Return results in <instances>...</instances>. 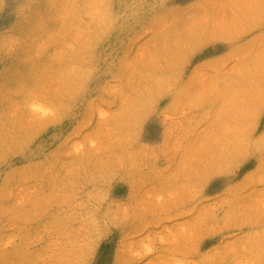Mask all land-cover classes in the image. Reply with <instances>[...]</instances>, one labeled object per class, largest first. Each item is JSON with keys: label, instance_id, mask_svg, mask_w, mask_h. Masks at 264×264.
Here are the masks:
<instances>
[{"label": "rangeland", "instance_id": "rangeland-1", "mask_svg": "<svg viewBox=\"0 0 264 264\" xmlns=\"http://www.w3.org/2000/svg\"><path fill=\"white\" fill-rule=\"evenodd\" d=\"M0 264H264V0H0Z\"/></svg>", "mask_w": 264, "mask_h": 264}, {"label": "bare ground", "instance_id": "bare-ground-1", "mask_svg": "<svg viewBox=\"0 0 264 264\" xmlns=\"http://www.w3.org/2000/svg\"><path fill=\"white\" fill-rule=\"evenodd\" d=\"M81 147V146H80Z\"/></svg>", "mask_w": 264, "mask_h": 264}]
</instances>
